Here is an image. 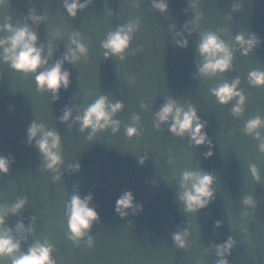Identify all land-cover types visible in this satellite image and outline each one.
I'll return each mask as SVG.
<instances>
[{"label":"water","instance_id":"1","mask_svg":"<svg viewBox=\"0 0 264 264\" xmlns=\"http://www.w3.org/2000/svg\"><path fill=\"white\" fill-rule=\"evenodd\" d=\"M168 2L170 12L161 15L151 0H95L75 20L64 9V0H7L0 7V25L9 18L14 27L27 23L37 32L45 56L51 45L50 66L63 57L74 32L83 35L90 52L87 61L65 64L72 84L61 92L59 102L50 93L38 92L34 77L15 72L0 60V155L15 157L10 175H0V207L28 200L18 216L7 217L5 226L15 231L22 221L26 227H34L22 239L24 252L36 242L47 241L55 248L57 264H216L213 245L223 244L231 236L237 246L228 257L230 264H264V153L259 150L261 141L242 131L247 120L264 118V88L248 83L249 72L264 71V43L248 57L235 43L236 35L250 33L264 41V0H199L196 10L190 8L193 0ZM234 4L242 5V10L233 11ZM32 10L46 17L45 22L32 24L27 19ZM197 12L204 18L192 36L184 33L190 46L181 49L174 37ZM137 20L140 29L127 58L105 59L101 42L110 32ZM57 31L60 39L53 38ZM208 31L216 32L232 47L234 71L195 79L196 63L202 59L198 44L201 34ZM7 36L0 32V39ZM237 78L247 98L240 118L231 114L235 100L221 106L211 94L212 88ZM100 96L112 103L123 102L124 110L115 117L121 129L118 134L109 129L89 141L88 133L82 134L75 124V116ZM169 98L185 108L194 105L200 118L208 122L207 134L215 146L212 159L205 158L207 147H191L189 139L173 136L167 125L162 131L155 129V115ZM65 108L74 110L71 129L59 120ZM135 116L141 117L136 126L142 135L129 139L124 129L133 125ZM33 122L62 137L64 164L59 182H53L39 151L28 145L27 129ZM259 131L264 138V128ZM145 156L147 163L141 166L139 161ZM76 163L82 170L70 171L69 166ZM251 165L260 170V183L253 178ZM184 171L216 175V199L206 210L184 211L178 198ZM125 191L132 192L144 210L121 219L115 206ZM73 194L81 198L92 195L91 207L100 215L101 222L90 233L94 238L91 248L86 239L79 245L68 239L65 213ZM246 197L254 199V208L243 204ZM217 221L222 228H216ZM185 230L190 233L188 247L180 250L172 234Z\"/></svg>","mask_w":264,"mask_h":264},{"label":"clouds","instance_id":"2","mask_svg":"<svg viewBox=\"0 0 264 264\" xmlns=\"http://www.w3.org/2000/svg\"><path fill=\"white\" fill-rule=\"evenodd\" d=\"M7 0H0V7L5 5ZM152 7L161 15L170 12L168 0H151ZM95 0H64L63 7L72 19H78L79 14L93 6ZM199 0H193L190 8L196 10ZM242 10V5L234 4L233 11ZM187 12V10H185ZM203 15L199 12L184 24V31L177 33L174 37L177 47L187 49L189 40L184 33L192 36L198 29ZM27 19L39 26L44 23L46 17L38 15L35 10L30 11ZM231 19V17H229ZM140 29L139 20L129 22L120 26L116 31L110 32L105 40L101 42L104 49L105 59L113 57L124 61L131 50L135 36ZM0 32L8 33L4 39H0V60L10 65L11 69L26 77H34L37 91L41 94L50 93L54 102H59L61 92L71 88V72L65 68V64L77 65L82 61H87L90 56L89 47L84 43V37L80 32H74L70 37V43L63 57L50 66L53 56L51 45L48 47L47 56L45 48L39 44V36L27 23L22 27H14L10 21L0 25ZM54 39H60L59 31L53 34ZM235 43L239 46V51L244 57H248L256 48L260 47L261 41L258 35L250 33L248 36L238 34L235 36ZM198 53L202 58L196 63L195 79L215 78L220 75L234 71V52L232 47L221 38L216 32L208 31L201 34L198 44ZM3 81V74L0 73V82ZM135 83V80L131 81ZM248 83L254 88H264V71H251L248 74ZM241 80L239 78L231 83L225 81L219 86L211 89V94L221 106H228L235 100L231 108V114L235 118H240L245 112L246 96L240 89ZM145 110L147 105H141ZM124 110L121 101L112 103L107 96H100L90 104L83 113L75 116V124L79 126V131L88 133V140L92 141L101 133L109 129L113 134H118L121 129L120 121L115 117ZM74 110L65 108L60 116V123L73 127ZM141 117L133 118V125L127 126L124 131L129 139H135L142 135L139 125ZM167 125L168 131L179 139H189L190 146L195 148L207 147L204 155L206 159H212L215 155L214 144L207 134L208 122L200 118L196 107L189 104L187 108L182 106L175 99L169 98L155 115L154 127L157 131H162V126ZM264 128V118L256 116L247 120L242 129L248 136H254L258 141L259 150L264 153V138L260 135V129ZM28 145L34 146L43 157V168L53 174V182L61 180L60 170L64 164L62 155V137L55 130L47 129L43 124L33 122L27 129ZM15 157L0 155V175L7 176L11 173ZM139 163L144 166L147 157L140 159ZM72 172H80L79 163L69 166ZM250 171L257 183L261 182L260 170L255 166H250ZM218 183L216 175L207 171H184L181 174L180 189L178 198L184 205V211L188 214H196L204 211L215 202V186ZM93 196L88 195L81 198L79 194H73L66 205L68 239L79 245L85 239L88 246H94V238L90 235L95 224L101 222L99 213L91 207ZM28 204V200L18 199L11 207H0V264L10 260L11 264H57L54 258L55 248L48 243L36 242L29 247L27 252L22 250V239L26 240V234H32L34 227H26L21 221L15 226V231L5 227L9 215L18 216ZM246 207H255L252 197L243 200ZM143 205L135 202V196L130 191H125L116 200L115 212L121 219H127L129 213L138 215L143 212ZM33 225L36 218H32ZM223 224L217 221L216 228H222ZM190 233L177 231L172 234V240L177 248L185 250L188 247V237ZM18 236L20 238H18ZM237 246L236 240L229 236L223 244L213 245L218 257L216 264H230V257Z\"/></svg>","mask_w":264,"mask_h":264}]
</instances>
